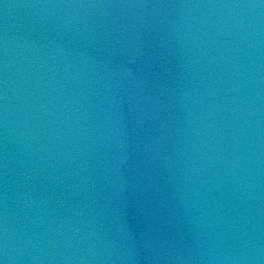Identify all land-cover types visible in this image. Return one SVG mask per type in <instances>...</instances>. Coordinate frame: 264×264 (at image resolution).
I'll return each instance as SVG.
<instances>
[{
    "label": "water",
    "instance_id": "1",
    "mask_svg": "<svg viewBox=\"0 0 264 264\" xmlns=\"http://www.w3.org/2000/svg\"><path fill=\"white\" fill-rule=\"evenodd\" d=\"M0 264H264V0H0Z\"/></svg>",
    "mask_w": 264,
    "mask_h": 264
}]
</instances>
